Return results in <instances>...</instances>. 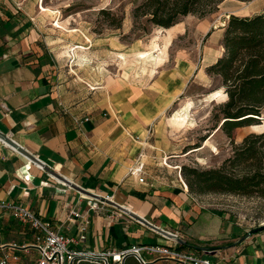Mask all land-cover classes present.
<instances>
[{
    "label": "crops",
    "instance_id": "0c3cea01",
    "mask_svg": "<svg viewBox=\"0 0 264 264\" xmlns=\"http://www.w3.org/2000/svg\"><path fill=\"white\" fill-rule=\"evenodd\" d=\"M256 1L222 4L238 9ZM22 5L20 0H0V134L45 166L0 138V258L17 254L20 264H32L38 256L36 232L1 207L10 202L32 210L68 237L85 234L71 245L79 252L167 245L211 264H264V227L254 229L207 202L210 195L191 193L181 181L188 156L215 147L214 138L222 132L217 129L198 142L184 135L194 128L176 120H192L193 107L181 105L171 117L165 115L188 82L184 76L143 75L109 83L91 80L90 74L87 96L77 99L75 78L62 70L55 44ZM258 10L264 13V5ZM179 24L162 29L177 33ZM225 26L209 30L210 49L215 40H223ZM198 143L202 146L194 148ZM139 161L145 167L143 182L132 174ZM90 200L99 207L92 209ZM179 238L197 247L183 245ZM142 254L149 264L171 263Z\"/></svg>",
    "mask_w": 264,
    "mask_h": 264
},
{
    "label": "rangeland",
    "instance_id": "374dc122",
    "mask_svg": "<svg viewBox=\"0 0 264 264\" xmlns=\"http://www.w3.org/2000/svg\"><path fill=\"white\" fill-rule=\"evenodd\" d=\"M20 1L55 44L62 70L65 74L70 72V76L75 78L77 99L87 96L90 87L85 80L90 74L91 80L103 79L109 83L143 75L154 78L173 73L183 75L188 82L165 115L171 117L181 105L193 107L195 115L185 125L194 129H188L184 135L198 142L218 124L215 114L225 102L224 97L216 93L218 90L215 91L220 85V78L207 71L208 65L224 53L222 40H215L213 49H210L209 30L216 31L226 25L233 14L240 17L259 14L258 6L264 5V0H258L253 6L250 3L239 4L242 8L237 9L224 3L205 18L196 15L185 17L177 27V33L172 34L171 31L150 26L147 27L149 32L135 30L134 8L143 0ZM103 9L111 10L117 20L122 18V27L112 25L116 19L113 15L102 14ZM231 11L234 13L230 14ZM141 84L151 85V82ZM253 132H264V110L260 122L234 132L236 143ZM226 136L222 131L214 138L218 151L210 147L201 153H194L188 156L184 165L201 168L219 166L232 153L230 139ZM199 156L202 158L197 161ZM205 198L207 202L229 210L254 229L264 227V201L261 199L217 194Z\"/></svg>",
    "mask_w": 264,
    "mask_h": 264
},
{
    "label": "trees",
    "instance_id": "16d2710c",
    "mask_svg": "<svg viewBox=\"0 0 264 264\" xmlns=\"http://www.w3.org/2000/svg\"><path fill=\"white\" fill-rule=\"evenodd\" d=\"M225 0H143L134 8L135 30L149 32L151 28H171L189 15L205 18L217 11ZM250 2L252 0H240ZM102 14L114 16L111 10ZM224 54L207 69L220 78L216 90H223L227 100L215 114L217 125L201 141H206L217 129L223 131L232 145V153L217 167L184 165L182 175L189 191L195 195H233L264 201V132L250 133L236 143L238 128L260 122L264 110V13L240 17L232 15L225 26L222 40ZM198 143L194 148L201 147ZM79 264H99L80 259ZM124 264H143L134 256Z\"/></svg>",
    "mask_w": 264,
    "mask_h": 264
},
{
    "label": "built area",
    "instance_id": "2783aa9c",
    "mask_svg": "<svg viewBox=\"0 0 264 264\" xmlns=\"http://www.w3.org/2000/svg\"><path fill=\"white\" fill-rule=\"evenodd\" d=\"M165 164H167L165 162ZM133 175L139 176L141 182L145 180V167L144 163H139L132 170ZM183 185L187 188V183L182 179ZM89 204L92 209L99 207V202L90 200ZM1 207L6 209L12 216L31 226L36 232V238L33 246L38 252V256L34 259L32 264H79L80 259H87L90 261L99 262V264H121L125 257L135 256L141 263L149 264L143 256V252L150 256H157L173 262H181L184 264H211V261L197 256L195 253L186 252L178 249V247H171L167 245H132L126 250L116 251L110 250L106 253L95 252H79L73 247L72 243L77 244L86 238L82 234L81 238L68 237L61 231L54 229L51 222L45 220L35 214L32 210L25 206L2 202ZM74 216H80L77 211H72ZM88 223L82 226L81 230L86 233ZM178 244V243H177ZM14 247H17L15 245ZM110 257L113 261H110ZM0 264H20V257L17 254H5L0 258Z\"/></svg>",
    "mask_w": 264,
    "mask_h": 264
},
{
    "label": "water",
    "instance_id": "95a60500",
    "mask_svg": "<svg viewBox=\"0 0 264 264\" xmlns=\"http://www.w3.org/2000/svg\"><path fill=\"white\" fill-rule=\"evenodd\" d=\"M0 138L2 140H4L5 142H7L8 144H10L11 146H13L14 148H16L18 151H20L21 153L25 154L26 156H28L30 159H32L33 161L41 164L42 166H45V164L39 160L36 156L32 155L31 153H29L28 151H26L22 146H20L17 142H15L14 140H12L9 137L3 136L2 134H0ZM56 175L62 179H65L64 177H62L61 175L57 174ZM66 180V179H65ZM67 181V180H66ZM68 182V181H67ZM70 184H72L71 182H69ZM72 186H74L75 188L81 189L80 187H78L75 184H72ZM83 190V189H81ZM134 214V213H132ZM135 215V214H134ZM140 221H142L143 223L147 224V225H151L150 223H148L144 218H141L139 216H136ZM172 237L178 238L177 236L173 235V234H169ZM178 242L182 243L183 245H188V246H193V247H197V245L188 242L187 240L184 239H178ZM126 258V257H125ZM122 264V263H121Z\"/></svg>",
    "mask_w": 264,
    "mask_h": 264
},
{
    "label": "bare ground",
    "instance_id": "6f19581e",
    "mask_svg": "<svg viewBox=\"0 0 264 264\" xmlns=\"http://www.w3.org/2000/svg\"><path fill=\"white\" fill-rule=\"evenodd\" d=\"M42 8H44L43 7V5H42ZM181 24V23H180ZM179 24V25H180ZM216 93H218V94H220V95H222L221 97H224L223 98V101H226L227 100V94L225 93V92H223L222 90H218ZM176 120H177V122H179V124H185V123H187L188 124V118L187 117H185V116H176ZM179 120V121H178ZM214 148H216V146L214 147ZM216 150L218 151V149L216 148Z\"/></svg>",
    "mask_w": 264,
    "mask_h": 264
}]
</instances>
